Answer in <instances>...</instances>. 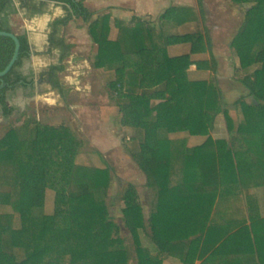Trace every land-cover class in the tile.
<instances>
[{"label":"trees","instance_id":"trees-1","mask_svg":"<svg viewBox=\"0 0 264 264\" xmlns=\"http://www.w3.org/2000/svg\"><path fill=\"white\" fill-rule=\"evenodd\" d=\"M18 1L16 8L17 0H0V31L13 32L16 9L32 18L51 2L64 8L49 24L47 53L58 60L40 77L65 99L71 88L61 74L75 47L66 30L84 21L96 44L90 61L118 107L123 147L152 179V211L173 221L149 225L130 182L121 196L132 220L126 234L112 212L117 171L104 153L69 125L27 113L0 137V264H264V0H231L245 11L230 49L235 80L248 88L232 109L197 7L172 5L155 22L114 16L113 6L92 10L86 0ZM190 23L198 30L184 33ZM19 39V58L0 78L5 118L17 110L10 95L37 82L22 68L39 52L28 32ZM183 42L191 51L171 55L169 47ZM15 48L11 36L0 35V71ZM207 49L209 70L192 68L193 55ZM219 114L229 137L212 134Z\"/></svg>","mask_w":264,"mask_h":264},{"label":"rangeland","instance_id":"rangeland-1","mask_svg":"<svg viewBox=\"0 0 264 264\" xmlns=\"http://www.w3.org/2000/svg\"><path fill=\"white\" fill-rule=\"evenodd\" d=\"M145 2L148 3L143 6L139 13L141 16L138 18L155 22L158 21L159 15L172 5L197 7L203 17L202 24L206 27L203 30L207 34V45L208 47L209 43L212 45V50L219 61L218 79L224 91L225 100L232 109L233 103L248 93V88L235 80V61L230 49V41L244 20V8L232 3L231 0H204L203 13L198 0H145ZM86 4L93 8L92 4ZM124 5L135 6L133 3ZM116 13L119 14L118 11ZM120 16L125 19L131 17L128 13H122ZM75 22L66 30L68 41L75 43L73 55L66 60L67 68L61 74L64 84L71 88L68 98L65 99L40 77L41 72L58 60V53H47L46 42L41 50L36 48L40 53L34 54L22 68L27 75L34 72L38 79L36 87L33 92L20 88L18 93L9 100V105L16 107L17 110L8 118L0 114V137L7 129V124L22 122L27 113H37L44 122L69 125L86 138L88 148L102 151L107 161L116 168L117 176L111 189L112 212L122 224L126 234L130 235L132 220L122 212L121 196L124 186L130 182L139 187L147 223L150 225L153 222L155 224L167 222L171 220L170 215L159 216L151 209L154 193L151 188V177L139 168L123 147L124 132L116 122L118 107L109 89L103 85L100 72L90 61V55L96 48V44L87 32L84 21L75 20ZM181 29L184 33L197 31V23L186 24ZM169 51L173 56L190 52L191 43L171 45ZM210 63L211 54L208 49L193 55L192 68L194 69L209 70ZM211 131L215 137L230 136L225 115L219 114L216 117ZM50 196L54 203L55 192H50ZM57 200L66 202V198L61 195L57 196ZM53 207L52 205L49 208Z\"/></svg>","mask_w":264,"mask_h":264},{"label":"crops","instance_id":"crops-1","mask_svg":"<svg viewBox=\"0 0 264 264\" xmlns=\"http://www.w3.org/2000/svg\"><path fill=\"white\" fill-rule=\"evenodd\" d=\"M86 3L92 4L93 8H91L89 6L92 10H98L101 8L113 6L114 16L120 17V14H122V13L123 14L128 13V16L130 15L132 17V16L136 15L137 17H139V16H141L139 14L140 11H142L141 9L148 2H145V0H86ZM129 3H133L135 6H125L124 5V4H129ZM15 4H16L15 7L19 8L20 3L18 0H17V2H15ZM115 10L118 11L119 14H117ZM64 12H65L64 8L61 5L55 4L54 2H51L49 4L48 8L45 10L44 13L36 14L32 18L27 17V11L25 9H23V10L16 9L15 12H11V14H10L11 26L13 27V32L18 34V35L23 34L25 32H28L30 42L34 45L35 51L38 52L36 50V48L41 50L45 46L46 42H47L46 49L48 48V44H49L48 35L50 32V28H49L50 22L55 17L62 16L64 14ZM32 23H33V25H32ZM75 23H76L75 21H72L69 24V26L74 25ZM86 34H87V32H86ZM70 42H72V41H70ZM72 43H74V42H72ZM41 53H43V52H41ZM31 59H29V60H31ZM28 75H30L32 77L36 76L34 74V72H31ZM36 80L38 81L37 78H36ZM35 87H36V85H35ZM20 88L26 90L24 87H20ZM20 88L15 93L10 95V99L13 98V96L16 93H18ZM34 89H29L26 91H32L33 92ZM0 111H1L0 114L3 117L1 107H0ZM0 120H1V117H0ZM163 214L170 215L169 213H162L160 215H163ZM170 217H171V220L164 222L165 224L173 221V217L171 215H170ZM164 223H159V224H164ZM200 262L201 261H197L196 264H200Z\"/></svg>","mask_w":264,"mask_h":264},{"label":"water","instance_id":"water-1","mask_svg":"<svg viewBox=\"0 0 264 264\" xmlns=\"http://www.w3.org/2000/svg\"><path fill=\"white\" fill-rule=\"evenodd\" d=\"M0 35L11 36L16 42V48H15V53H14L13 58L11 59L9 65L6 67V69L3 70V71H0V78H2L3 76H5L6 74L9 73V71L12 69V67L16 63L17 59L19 58L20 49H21V42H20V39H19V35L14 33V32L0 31Z\"/></svg>","mask_w":264,"mask_h":264}]
</instances>
